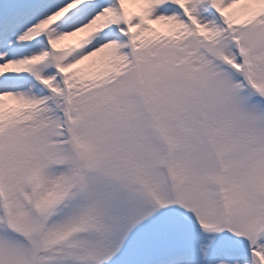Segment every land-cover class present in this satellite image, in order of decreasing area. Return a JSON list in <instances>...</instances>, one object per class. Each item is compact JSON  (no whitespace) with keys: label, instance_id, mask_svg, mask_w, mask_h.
I'll return each mask as SVG.
<instances>
[{"label":"snow or ice","instance_id":"obj_1","mask_svg":"<svg viewBox=\"0 0 264 264\" xmlns=\"http://www.w3.org/2000/svg\"><path fill=\"white\" fill-rule=\"evenodd\" d=\"M0 264H264V0H0Z\"/></svg>","mask_w":264,"mask_h":264}]
</instances>
